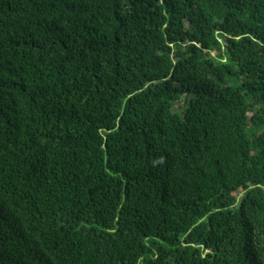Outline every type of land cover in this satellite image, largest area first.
Masks as SVG:
<instances>
[{"label":"trees","instance_id":"trees-1","mask_svg":"<svg viewBox=\"0 0 264 264\" xmlns=\"http://www.w3.org/2000/svg\"><path fill=\"white\" fill-rule=\"evenodd\" d=\"M0 264H264V0H0Z\"/></svg>","mask_w":264,"mask_h":264},{"label":"rangeland","instance_id":"rangeland-1","mask_svg":"<svg viewBox=\"0 0 264 264\" xmlns=\"http://www.w3.org/2000/svg\"><path fill=\"white\" fill-rule=\"evenodd\" d=\"M182 104H183V100H181L180 102H178V103L176 104V107L181 106Z\"/></svg>","mask_w":264,"mask_h":264}]
</instances>
